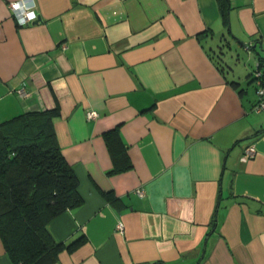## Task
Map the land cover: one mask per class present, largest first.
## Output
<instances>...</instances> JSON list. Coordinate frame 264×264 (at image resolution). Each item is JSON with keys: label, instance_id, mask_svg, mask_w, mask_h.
<instances>
[{"label": "crops", "instance_id": "1", "mask_svg": "<svg viewBox=\"0 0 264 264\" xmlns=\"http://www.w3.org/2000/svg\"><path fill=\"white\" fill-rule=\"evenodd\" d=\"M10 1L0 123L57 109L82 197L47 224L57 241L84 238L54 264H264V112L252 111L251 76L264 0H228L229 28L217 0H34L39 21L25 25ZM115 127L132 163L120 172L104 139ZM0 264H13L1 237Z\"/></svg>", "mask_w": 264, "mask_h": 264}, {"label": "trees", "instance_id": "2", "mask_svg": "<svg viewBox=\"0 0 264 264\" xmlns=\"http://www.w3.org/2000/svg\"><path fill=\"white\" fill-rule=\"evenodd\" d=\"M217 1L228 28V0ZM255 69L264 84V58L259 57L251 76ZM58 114L57 109L25 112L0 123V237L13 264H54L62 250L70 251L84 239L57 241L47 227L52 218L82 204L78 177L53 128ZM104 139L113 172L132 167L118 128L106 131ZM103 195L118 202L111 193Z\"/></svg>", "mask_w": 264, "mask_h": 264}, {"label": "built area", "instance_id": "3", "mask_svg": "<svg viewBox=\"0 0 264 264\" xmlns=\"http://www.w3.org/2000/svg\"><path fill=\"white\" fill-rule=\"evenodd\" d=\"M13 5H18L17 8H14ZM8 8L10 10V13L12 14L14 20L18 25H25L28 23L33 22L34 20H28V13L30 11L35 12L36 18H37V12L35 9V1L34 0H13L8 3ZM18 17L25 20L24 24L19 23ZM261 72L257 69L253 72V80L255 83V94H256V101L252 107V111L255 113H261L264 112V84H262V81L260 79ZM17 93L19 96H25L27 93L24 89V87H20L17 89ZM85 116L87 119H94L98 116L97 111L93 109H88L85 112ZM256 150L253 144L247 145L242 153V158H251L254 156ZM134 192H136L138 195H143V190L137 189ZM123 223L119 221L116 224V229L119 231H123Z\"/></svg>", "mask_w": 264, "mask_h": 264}, {"label": "rangeland", "instance_id": "4", "mask_svg": "<svg viewBox=\"0 0 264 264\" xmlns=\"http://www.w3.org/2000/svg\"><path fill=\"white\" fill-rule=\"evenodd\" d=\"M226 33V32H225ZM225 35H227V36H233V33H231V32H227ZM227 39H230V38H227ZM230 41H232V40H230ZM232 45V44H231ZM237 45V44H236ZM238 46V45H237ZM229 49H231L230 47H229V45H228V43H226L225 45H224V49H223V52H225L227 55L226 56H228L226 59H230V52H229ZM233 53H234V51H233ZM224 54V53H223ZM241 61H242V59H240ZM241 65H242V63H241Z\"/></svg>", "mask_w": 264, "mask_h": 264}, {"label": "clouds", "instance_id": "5", "mask_svg": "<svg viewBox=\"0 0 264 264\" xmlns=\"http://www.w3.org/2000/svg\"><path fill=\"white\" fill-rule=\"evenodd\" d=\"M13 7L14 8H17L18 7V5H13ZM28 20H35L36 19V14H35V12H33V11H30L29 13H28ZM18 21H19V23H21V24H24L25 23V20L24 19H21V18H19L18 17Z\"/></svg>", "mask_w": 264, "mask_h": 264}, {"label": "water", "instance_id": "6", "mask_svg": "<svg viewBox=\"0 0 264 264\" xmlns=\"http://www.w3.org/2000/svg\"><path fill=\"white\" fill-rule=\"evenodd\" d=\"M228 18H229V16H228ZM39 21V15H37V18L33 21V22H38ZM229 28V27H228ZM244 45V44H243ZM245 46H247L246 44H245Z\"/></svg>", "mask_w": 264, "mask_h": 264}]
</instances>
